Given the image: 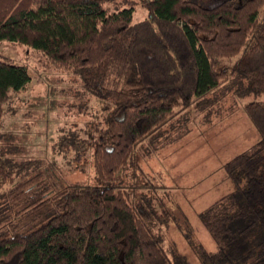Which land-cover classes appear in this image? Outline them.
Segmentation results:
<instances>
[{
	"label": "trees",
	"instance_id": "trees-1",
	"mask_svg": "<svg viewBox=\"0 0 264 264\" xmlns=\"http://www.w3.org/2000/svg\"><path fill=\"white\" fill-rule=\"evenodd\" d=\"M136 4L146 15L133 22ZM3 39L68 69L74 96L95 99L83 110L92 124L52 147L92 155L97 182L63 184L53 161L18 156L2 121L30 75L0 55V264H176L159 231L171 209L131 197L138 163L189 132V106L206 119L228 92L264 91V0H0ZM244 111L260 138L224 163L234 188L198 213L215 245L192 244L200 264H264V99Z\"/></svg>",
	"mask_w": 264,
	"mask_h": 264
},
{
	"label": "rangeland",
	"instance_id": "rangeland-1",
	"mask_svg": "<svg viewBox=\"0 0 264 264\" xmlns=\"http://www.w3.org/2000/svg\"><path fill=\"white\" fill-rule=\"evenodd\" d=\"M145 15L146 10L136 4L132 21ZM0 55L26 64L30 75L25 89L10 92L2 121L1 129L13 136L18 156L38 159L43 166L53 161L57 170L53 180L63 184L76 180L96 183L92 155L83 150L73 160V154L52 147L64 130L71 127L83 130L81 125L87 128L92 124L87 122L92 120L83 110L89 104L95 105V99L85 94L82 99L75 97L80 80L68 69L52 65L33 47L3 39ZM237 58L238 54L221 58L217 69L232 68ZM51 88L54 93L49 92ZM53 98L58 102L54 107L50 103ZM263 99L264 91L242 95L228 92L206 119L207 110L198 111L191 105L187 108L189 132L172 144L140 157L133 180L142 186L131 190V197L139 205L153 201L162 206L163 202L171 209L174 219L170 218L168 225L162 224L159 231L163 247L176 264H200L192 245L198 241L214 249L198 213L234 188L225 176L223 165L236 154L251 151L259 140L260 134L246 115L244 104Z\"/></svg>",
	"mask_w": 264,
	"mask_h": 264
}]
</instances>
